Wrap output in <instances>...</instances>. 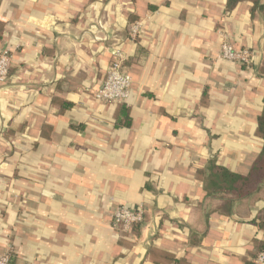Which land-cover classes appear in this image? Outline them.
<instances>
[{"label":"crops","instance_id":"crops-1","mask_svg":"<svg viewBox=\"0 0 264 264\" xmlns=\"http://www.w3.org/2000/svg\"><path fill=\"white\" fill-rule=\"evenodd\" d=\"M254 7L0 0V50L12 54L0 83V256L259 264L264 185L224 213L199 176L212 161L247 175L264 147V18ZM226 41L250 62L223 58ZM117 49L133 77L130 95L101 102L94 92ZM122 205L143 207V222L114 225Z\"/></svg>","mask_w":264,"mask_h":264},{"label":"built area","instance_id":"built-area-1","mask_svg":"<svg viewBox=\"0 0 264 264\" xmlns=\"http://www.w3.org/2000/svg\"><path fill=\"white\" fill-rule=\"evenodd\" d=\"M138 32V25H135L133 33ZM101 40L103 37L95 36ZM115 58L112 60L103 84L94 92L98 101L106 103H120L126 101L130 95L133 84V77L124 68L125 54L122 50L114 51ZM221 56L231 61L249 63L251 54L248 50H237L230 42L222 45ZM12 65V54L10 49L0 50V83L6 81ZM145 217L143 207L132 209L125 205L119 206L114 211V225L130 229L134 224L143 222ZM259 264H264V249L256 257ZM0 264H12L10 253L0 256Z\"/></svg>","mask_w":264,"mask_h":264},{"label":"trees","instance_id":"trees-1","mask_svg":"<svg viewBox=\"0 0 264 264\" xmlns=\"http://www.w3.org/2000/svg\"><path fill=\"white\" fill-rule=\"evenodd\" d=\"M241 1H251L264 18V0H228V7L233 8ZM125 109H128L125 106ZM258 134L264 138V110L258 116ZM199 176L204 179V188L208 195L217 196L223 201L221 211L229 213L236 200L252 197L264 185V147L251 171L247 175L233 172L212 161L208 169L200 170ZM264 217V214H263ZM264 249V243L257 246L258 253ZM257 253V254H258ZM165 259L171 255L164 254Z\"/></svg>","mask_w":264,"mask_h":264}]
</instances>
